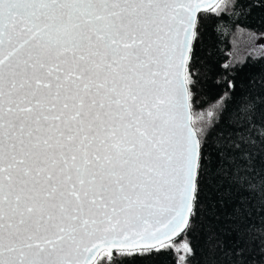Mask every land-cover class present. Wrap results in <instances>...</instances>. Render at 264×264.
<instances>
[{
	"label": "snow or ice",
	"instance_id": "obj_1",
	"mask_svg": "<svg viewBox=\"0 0 264 264\" xmlns=\"http://www.w3.org/2000/svg\"><path fill=\"white\" fill-rule=\"evenodd\" d=\"M257 8L0 0V264H192L201 236L204 264H264ZM209 34L233 49L196 111Z\"/></svg>",
	"mask_w": 264,
	"mask_h": 264
},
{
	"label": "trees",
	"instance_id": "obj_2",
	"mask_svg": "<svg viewBox=\"0 0 264 264\" xmlns=\"http://www.w3.org/2000/svg\"><path fill=\"white\" fill-rule=\"evenodd\" d=\"M245 23L256 30L257 32H264V11L257 8L248 16ZM243 37H238L236 40L237 47L243 52ZM201 58L207 63L205 67L209 71V76L206 82L203 84V89L199 90L198 100L200 103L196 105V111H201L208 103H211L215 99V95L218 91H221L214 83L216 72L218 71L217 65L224 59V53L230 52L233 49V37L228 35L226 37L217 38L215 35H206L202 45ZM222 199L216 201V211L224 218L227 213L231 211L233 201L236 199L235 191L229 188L227 182H224L220 194ZM193 245L196 247V257L192 264H204L206 257L204 252L206 251L204 246V237L201 236L197 240L193 241ZM159 264H172L171 256H161L157 258Z\"/></svg>",
	"mask_w": 264,
	"mask_h": 264
},
{
	"label": "rangeland",
	"instance_id": "obj_3",
	"mask_svg": "<svg viewBox=\"0 0 264 264\" xmlns=\"http://www.w3.org/2000/svg\"><path fill=\"white\" fill-rule=\"evenodd\" d=\"M258 43H264V40H262V41H258Z\"/></svg>",
	"mask_w": 264,
	"mask_h": 264
}]
</instances>
